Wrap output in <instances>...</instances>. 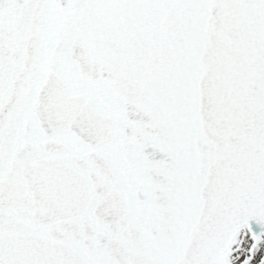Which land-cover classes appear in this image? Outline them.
I'll use <instances>...</instances> for the list:
<instances>
[{
	"label": "snow or ice",
	"instance_id": "obj_1",
	"mask_svg": "<svg viewBox=\"0 0 264 264\" xmlns=\"http://www.w3.org/2000/svg\"><path fill=\"white\" fill-rule=\"evenodd\" d=\"M0 264H264V0H0Z\"/></svg>",
	"mask_w": 264,
	"mask_h": 264
}]
</instances>
